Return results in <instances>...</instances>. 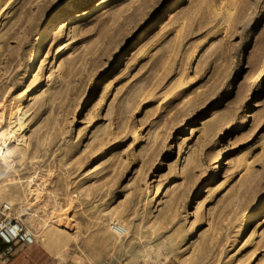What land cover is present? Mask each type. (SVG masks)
Here are the masks:
<instances>
[{
	"label": "rangeland",
	"instance_id": "obj_1",
	"mask_svg": "<svg viewBox=\"0 0 264 264\" xmlns=\"http://www.w3.org/2000/svg\"><path fill=\"white\" fill-rule=\"evenodd\" d=\"M19 123L0 211L61 264H264V0H0Z\"/></svg>",
	"mask_w": 264,
	"mask_h": 264
},
{
	"label": "built area",
	"instance_id": "obj_2",
	"mask_svg": "<svg viewBox=\"0 0 264 264\" xmlns=\"http://www.w3.org/2000/svg\"><path fill=\"white\" fill-rule=\"evenodd\" d=\"M2 218L0 219V239L5 244L4 253L12 255L16 247L21 244H31L36 241L35 234L25 227L20 220L12 216V207L7 203L3 204L0 211ZM113 231L121 235V225L114 221L111 225ZM102 264H156L150 260H140L135 263H127L124 261H104Z\"/></svg>",
	"mask_w": 264,
	"mask_h": 264
},
{
	"label": "crops",
	"instance_id": "obj_3",
	"mask_svg": "<svg viewBox=\"0 0 264 264\" xmlns=\"http://www.w3.org/2000/svg\"><path fill=\"white\" fill-rule=\"evenodd\" d=\"M4 250L5 244L0 239V264H61L57 256L39 240L18 245L12 255H6Z\"/></svg>",
	"mask_w": 264,
	"mask_h": 264
},
{
	"label": "bare ground",
	"instance_id": "obj_4",
	"mask_svg": "<svg viewBox=\"0 0 264 264\" xmlns=\"http://www.w3.org/2000/svg\"><path fill=\"white\" fill-rule=\"evenodd\" d=\"M72 8H73V6H72ZM34 59H35V56H34ZM33 66L35 67V69H33V67H32L31 70L35 71L37 69V66H35V65H33ZM19 108H20V105H18V109ZM23 127H24V125L22 123H19L18 127L15 128L14 133H10V131L3 130L2 128H0V160H2L3 163L7 164L8 166H10V163L14 160L15 157H19V156H22L24 154V147L19 144V142L23 140L21 138V133H20V131L22 130ZM20 212L23 213L22 215L28 214L29 216H32V219L34 218L33 217L34 214L29 213L28 208L21 207ZM110 214H113V213H110ZM250 222L251 221H249V223ZM120 225H121V229H122V234H127L129 232L128 228L125 225H122V224H120ZM55 241L58 243L60 242V244H62L61 241H57L56 239H55ZM60 244L58 246H60ZM63 246H61L60 249ZM60 249H58V254H60V252L62 251ZM59 250H60V252H59ZM58 256H63V255H58Z\"/></svg>",
	"mask_w": 264,
	"mask_h": 264
}]
</instances>
